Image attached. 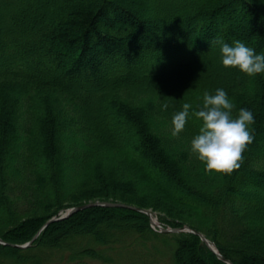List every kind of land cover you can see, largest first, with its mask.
I'll return each mask as SVG.
<instances>
[{"label":"trees","instance_id":"obj_1","mask_svg":"<svg viewBox=\"0 0 264 264\" xmlns=\"http://www.w3.org/2000/svg\"><path fill=\"white\" fill-rule=\"evenodd\" d=\"M220 37L264 52V0H0V238L23 244L59 211L111 200L264 264V73L222 66ZM217 87L255 115L230 173L188 151L191 111L172 132L183 103ZM0 264L226 263L194 233L90 206L30 246L0 243Z\"/></svg>","mask_w":264,"mask_h":264},{"label":"clouds","instance_id":"obj_2","mask_svg":"<svg viewBox=\"0 0 264 264\" xmlns=\"http://www.w3.org/2000/svg\"><path fill=\"white\" fill-rule=\"evenodd\" d=\"M216 43L222 66L237 68L247 75L264 73V52H257L240 39L229 43L220 37ZM234 108L235 103L227 90L217 87L203 93L202 104L197 109L185 101L172 116L174 135L184 129L190 111L200 118V128L190 139L188 151L195 154L208 172L230 173L239 168L247 144L254 139L250 127L255 121L252 109L240 107L234 114Z\"/></svg>","mask_w":264,"mask_h":264},{"label":"water","instance_id":"obj_3","mask_svg":"<svg viewBox=\"0 0 264 264\" xmlns=\"http://www.w3.org/2000/svg\"><path fill=\"white\" fill-rule=\"evenodd\" d=\"M90 206L120 207V208H127V209L137 210V211L143 212V213H145V214L148 215V217L150 219L151 225H156V221H158L156 217H155V219L153 218L152 213L149 210H147V209L140 208V207H137L135 205L128 204V203L117 202V201H99V200H95V201H89V202H86V203H83V204H80V205L72 206L70 208H67L64 211L61 210L59 213H57L56 215H54L51 218H49L40 227V229L33 235V237L29 241H27L26 243H23V244L8 243V242L3 241L1 238H0V243L9 244V245H11L13 247H19V248H25L27 246H30L32 244V242L36 239V237L39 235V233L49 223H51L53 221L61 220L63 218H66V217L70 216L72 213H74V212H76L78 210H81L83 208L90 207ZM161 232H164V233H179V232H191V233H194V234H196L197 236L200 237V239L202 240V242L207 247H209L218 256V258H220L221 260L225 261L227 264H232V262L226 260L217 251L215 245L212 242H210L208 240V238L203 233H201L200 231H198V230H196V229H194V228H192V227H190L188 225H185V226H177V227H167V228L161 227Z\"/></svg>","mask_w":264,"mask_h":264},{"label":"rangeland","instance_id":"obj_4","mask_svg":"<svg viewBox=\"0 0 264 264\" xmlns=\"http://www.w3.org/2000/svg\"><path fill=\"white\" fill-rule=\"evenodd\" d=\"M101 201H103V200H101ZM111 201V200H110ZM122 203H126V202H122ZM133 205V204H132ZM136 206V205H135ZM138 207V206H137ZM144 209H147V210H149L151 213H152V215H153V218H154V216L158 219V221L160 222V220H159V218L157 217V215H155L154 213H155V211L154 210H152V208H144ZM161 223V222H160ZM162 224V223H161ZM186 225V224H185ZM185 225H180V226H185ZM165 227H170V226H165Z\"/></svg>","mask_w":264,"mask_h":264},{"label":"bare ground","instance_id":"obj_5","mask_svg":"<svg viewBox=\"0 0 264 264\" xmlns=\"http://www.w3.org/2000/svg\"><path fill=\"white\" fill-rule=\"evenodd\" d=\"M209 240V239H208ZM26 243V242H25ZM209 248V247H208ZM210 249V248H209ZM217 249V248H216ZM211 250V249H210ZM212 251V250H211ZM218 251V250H217ZM213 252V251H212ZM219 252V251H218ZM214 253V252H213ZM220 253V252H219ZM222 255V253H220ZM217 256V255H216ZM226 260L230 261L228 258H226L224 255H222ZM218 257V256H217ZM220 259V258H219ZM221 260V259H220ZM223 261V260H221ZM224 263H226L225 261H223ZM231 262V261H230ZM227 264V263H226Z\"/></svg>","mask_w":264,"mask_h":264}]
</instances>
